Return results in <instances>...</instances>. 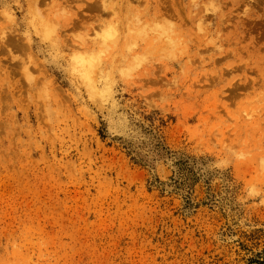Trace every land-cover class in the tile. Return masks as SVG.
Returning a JSON list of instances; mask_svg holds the SVG:
<instances>
[{"label":"rangeland","instance_id":"374dc122","mask_svg":"<svg viewBox=\"0 0 264 264\" xmlns=\"http://www.w3.org/2000/svg\"><path fill=\"white\" fill-rule=\"evenodd\" d=\"M0 264H264V0H0Z\"/></svg>","mask_w":264,"mask_h":264},{"label":"bare ground","instance_id":"6f19581e","mask_svg":"<svg viewBox=\"0 0 264 264\" xmlns=\"http://www.w3.org/2000/svg\"><path fill=\"white\" fill-rule=\"evenodd\" d=\"M120 32V31H119Z\"/></svg>","mask_w":264,"mask_h":264}]
</instances>
